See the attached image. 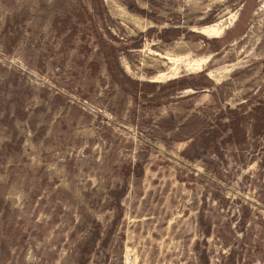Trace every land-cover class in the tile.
I'll list each match as a JSON object with an SVG mask.
<instances>
[{
  "label": "rangeland",
  "instance_id": "374dc122",
  "mask_svg": "<svg viewBox=\"0 0 264 264\" xmlns=\"http://www.w3.org/2000/svg\"><path fill=\"white\" fill-rule=\"evenodd\" d=\"M0 264H264V0H0Z\"/></svg>",
  "mask_w": 264,
  "mask_h": 264
},
{
  "label": "bare ground",
  "instance_id": "6f19581e",
  "mask_svg": "<svg viewBox=\"0 0 264 264\" xmlns=\"http://www.w3.org/2000/svg\"><path fill=\"white\" fill-rule=\"evenodd\" d=\"M119 17L125 23L137 24L139 21L124 12H122V14H119ZM225 29V23L221 22L198 29L196 33L207 38H217L222 35ZM185 50L187 49L183 45L178 43L174 48L166 50L162 52V54L157 52L149 53L148 56L153 61L152 68L157 72L155 76L150 78V81L153 83L172 81L178 79L183 72L192 75L201 73L207 68L210 63V56L199 59H188L189 52L188 50L187 52H185ZM153 58H160L162 59V62L161 60ZM162 67L165 68L164 71H160ZM208 76L209 78L214 79L217 82L220 80V77L217 76L214 72H209Z\"/></svg>",
  "mask_w": 264,
  "mask_h": 264
}]
</instances>
